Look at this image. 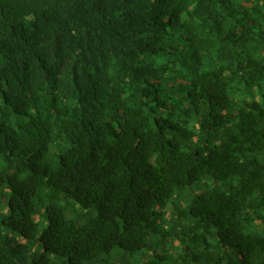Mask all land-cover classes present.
Listing matches in <instances>:
<instances>
[{
    "label": "trees",
    "instance_id": "obj_1",
    "mask_svg": "<svg viewBox=\"0 0 264 264\" xmlns=\"http://www.w3.org/2000/svg\"><path fill=\"white\" fill-rule=\"evenodd\" d=\"M0 264H264V0H0Z\"/></svg>",
    "mask_w": 264,
    "mask_h": 264
},
{
    "label": "rangeland",
    "instance_id": "obj_2",
    "mask_svg": "<svg viewBox=\"0 0 264 264\" xmlns=\"http://www.w3.org/2000/svg\"><path fill=\"white\" fill-rule=\"evenodd\" d=\"M39 208H42V205L41 204H39Z\"/></svg>",
    "mask_w": 264,
    "mask_h": 264
}]
</instances>
